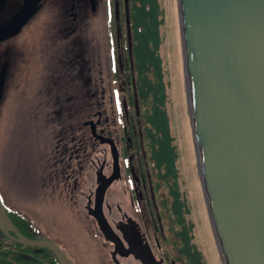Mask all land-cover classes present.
I'll use <instances>...</instances> for the list:
<instances>
[{"label":"flooded vegetation","instance_id":"af4514ba","mask_svg":"<svg viewBox=\"0 0 264 264\" xmlns=\"http://www.w3.org/2000/svg\"><path fill=\"white\" fill-rule=\"evenodd\" d=\"M27 1L4 0L0 24ZM43 2L37 0L35 10L10 26L0 39V121L10 94L28 92L30 117L43 122L46 128V143L34 181L31 179L39 191L33 195L48 205H52V198L78 202L83 216L92 224L88 229L91 239H95L99 264H183L178 252L182 246L176 235L178 226L172 224L170 228L165 207L153 193L164 183L157 178L161 170L158 174L155 171L145 134L151 124L145 120V111H141L132 90V62L129 64L121 54L122 42L127 38L116 35V22L107 20V13L103 27L97 15L93 21L81 24L85 15L78 9L81 4L73 0L54 11L58 21L45 22L46 36L34 37L36 22L33 26L30 20ZM86 3L90 13L97 11L96 0L93 8L90 0ZM115 9L113 19L119 16ZM27 24L33 26L30 37L19 36ZM91 126L96 135L112 140L115 164L109 142L95 137ZM92 154L95 156L91 161ZM87 164L93 173L87 185H79ZM109 177L100 207L110 226L111 240L104 237L90 213L98 199L100 180ZM0 205L17 233L51 240L58 246L27 215L4 205L1 196ZM15 238L13 231L0 228V264H59L48 247L22 244ZM59 248L71 264H79L69 255L71 247ZM4 255L8 256L5 260Z\"/></svg>","mask_w":264,"mask_h":264},{"label":"water","instance_id":"95a60500","mask_svg":"<svg viewBox=\"0 0 264 264\" xmlns=\"http://www.w3.org/2000/svg\"><path fill=\"white\" fill-rule=\"evenodd\" d=\"M36 2H23L0 24V39ZM177 5L198 174L221 262L264 264V0ZM93 131L109 142L115 164L112 140ZM110 180H100L90 213L111 240L100 207ZM0 228L13 231L22 244L48 247L59 264H71L53 241L17 233L1 205Z\"/></svg>","mask_w":264,"mask_h":264},{"label":"rangeland","instance_id":"374dc122","mask_svg":"<svg viewBox=\"0 0 264 264\" xmlns=\"http://www.w3.org/2000/svg\"><path fill=\"white\" fill-rule=\"evenodd\" d=\"M69 1L44 0L43 7L30 20L33 22V26L36 22V29L32 32V36H46L44 34L45 22L58 21L59 19L54 16V11L56 12ZM158 1L162 9V22L159 27L161 34L159 55L165 84L164 107L176 154L174 160L176 180L188 210L186 219L192 225L191 241L200 250L205 264H222L198 174L188 106L177 0ZM73 2L81 4L78 9H80V14L82 13L86 17L81 19V24L93 21L94 16L97 15L100 17L99 22L103 27L107 18L106 0H96L97 11L94 12L95 14L88 10L86 0L84 2L73 0ZM126 2V0H118V10L123 13L125 11V16L127 15ZM39 22H42V25ZM32 25L28 26L27 24L19 36L30 37ZM104 35L101 30V38ZM122 38L126 39L124 35H121ZM130 44V37H127L125 43L122 42L121 50L122 57L126 56L129 64L131 63ZM132 90L134 91L133 85ZM28 99V92L11 93L9 101L3 105L0 121L1 201L4 205L13 207L27 215L59 247H71L72 251L69 252V255L72 258H77L79 264H99L96 262L95 239H93L94 241L91 239L90 229H88L92 224L88 218L83 216L78 202L72 203L52 198L50 201L52 205H48L33 195L39 190L35 185L36 182L31 184V179L34 181V176H36L39 156L46 143L47 133L43 122L31 119L29 111L32 104L28 102ZM137 101H139L138 105L141 111H146L149 108V101L146 100L142 103L139 99ZM93 156L95 154L91 155V161ZM91 173L93 170L90 164L85 165L79 176V185H87ZM153 193L155 199L160 200L163 206L170 201L165 185L163 188L161 185L159 190H153Z\"/></svg>","mask_w":264,"mask_h":264},{"label":"trees","instance_id":"16d2710c","mask_svg":"<svg viewBox=\"0 0 264 264\" xmlns=\"http://www.w3.org/2000/svg\"><path fill=\"white\" fill-rule=\"evenodd\" d=\"M126 1L127 15L125 16V11L123 13L118 10V0H106L107 20L111 19L112 22H116L117 36L130 37L131 79L135 86L136 101L138 99L141 103L149 101V108L145 111L144 118L151 125L146 128L145 134L149 139L155 160V171L158 174L161 170V175L157 178L163 181L171 199L164 206V215L170 222V228L172 224L178 226L179 233L176 235H179L182 243L178 249L180 261L183 264H205L200 250L191 241L192 225L186 219L188 210L176 180L174 164L176 154L164 107L165 84L159 55L161 42L159 27L162 22V9L158 0ZM114 8L118 11L117 19H113ZM23 219L21 218L20 221ZM21 246L26 245L21 244ZM21 253H26V251L21 250ZM7 257L4 255L3 260Z\"/></svg>","mask_w":264,"mask_h":264},{"label":"bare ground","instance_id":"6f19581e","mask_svg":"<svg viewBox=\"0 0 264 264\" xmlns=\"http://www.w3.org/2000/svg\"><path fill=\"white\" fill-rule=\"evenodd\" d=\"M186 92V91H185Z\"/></svg>","mask_w":264,"mask_h":264}]
</instances>
